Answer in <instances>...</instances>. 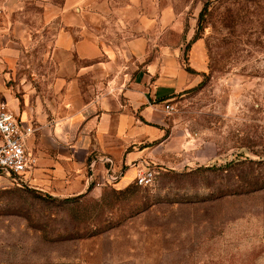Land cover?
Returning a JSON list of instances; mask_svg holds the SVG:
<instances>
[{"label": "rangeland", "instance_id": "obj_1", "mask_svg": "<svg viewBox=\"0 0 264 264\" xmlns=\"http://www.w3.org/2000/svg\"><path fill=\"white\" fill-rule=\"evenodd\" d=\"M185 4L208 69L165 127L191 162L151 167L152 187L70 198L0 176V264H264V0ZM15 63L0 61V93L37 131L36 82L26 91L27 61Z\"/></svg>", "mask_w": 264, "mask_h": 264}, {"label": "crops", "instance_id": "obj_2", "mask_svg": "<svg viewBox=\"0 0 264 264\" xmlns=\"http://www.w3.org/2000/svg\"><path fill=\"white\" fill-rule=\"evenodd\" d=\"M185 2L0 0V61L13 68L27 61L25 90L29 77L36 82L39 123L27 140L35 164L25 183L70 198L109 188L101 164L95 184L88 181L95 158L110 157L123 171L115 189L135 184L147 168L191 162L187 137L165 127L166 106L208 69L204 43L193 41V29L183 31ZM7 101L22 121L27 114Z\"/></svg>", "mask_w": 264, "mask_h": 264}, {"label": "built area", "instance_id": "obj_3", "mask_svg": "<svg viewBox=\"0 0 264 264\" xmlns=\"http://www.w3.org/2000/svg\"><path fill=\"white\" fill-rule=\"evenodd\" d=\"M166 109L171 108L166 106ZM35 132L34 127L24 124L14 114L0 93V176L4 174L23 176L32 168L35 159L27 149V140ZM100 164L105 169V187L113 188L121 179L123 171H117L114 160L107 156L95 158L90 162L88 166L90 185L95 184L97 178L95 173ZM157 174V171L150 168L142 170L135 183L143 188L152 187L157 180Z\"/></svg>", "mask_w": 264, "mask_h": 264}, {"label": "trees", "instance_id": "obj_4", "mask_svg": "<svg viewBox=\"0 0 264 264\" xmlns=\"http://www.w3.org/2000/svg\"><path fill=\"white\" fill-rule=\"evenodd\" d=\"M198 38H196L195 40H197ZM189 47V46H188ZM189 49V48H188ZM184 61H186V55L184 57ZM187 71L191 74H194L195 72L193 70H191L190 68L187 69ZM160 174V173H159ZM157 177H158V174H157ZM136 186H138L136 183H135ZM139 187V186H138Z\"/></svg>", "mask_w": 264, "mask_h": 264}]
</instances>
